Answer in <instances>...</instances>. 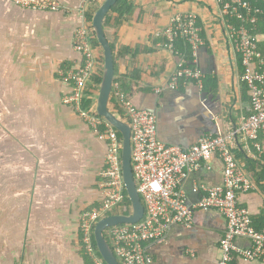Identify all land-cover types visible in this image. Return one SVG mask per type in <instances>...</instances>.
<instances>
[{
    "label": "crops",
    "instance_id": "0c3cea01",
    "mask_svg": "<svg viewBox=\"0 0 264 264\" xmlns=\"http://www.w3.org/2000/svg\"><path fill=\"white\" fill-rule=\"evenodd\" d=\"M55 1L58 9L50 11L0 0V264H87L79 217L102 197L105 142L61 102L71 86L67 71L84 60L75 49L78 29H92L86 11L102 0ZM129 1L133 10L117 28L110 23L106 37L115 48L137 51L115 61L114 70L138 83L132 102L155 114L159 140L186 148L238 126L249 113L250 96L215 0ZM183 11L196 13L205 38L195 56L203 89L194 82L166 85L179 58L162 46V30ZM92 47L101 65V48ZM97 91L98 85L87 90L94 108ZM241 150L252 156L250 144L237 138L233 152L240 165ZM222 176L217 156L207 167L189 171L180 182L187 202L198 199L195 184L217 186ZM238 203L255 216L264 197L254 187L240 193ZM225 223L216 210L194 211L190 227L172 225L163 242L149 244L154 264H216ZM235 245L247 249L251 241L239 237ZM233 255V264H264Z\"/></svg>",
    "mask_w": 264,
    "mask_h": 264
},
{
    "label": "built area",
    "instance_id": "2783aa9c",
    "mask_svg": "<svg viewBox=\"0 0 264 264\" xmlns=\"http://www.w3.org/2000/svg\"><path fill=\"white\" fill-rule=\"evenodd\" d=\"M16 5L31 10L56 11L55 0H10ZM264 3V0H255ZM227 44L238 55L242 67L241 82L250 96L249 114L238 126L226 132L208 134L184 148L159 140L156 116L153 112L135 107L115 87L116 106L121 109L130 125L131 166L137 192L144 206L143 216L134 223H122L108 227L107 236L112 251L120 264H154L148 246L163 242L172 225L190 227L196 210L213 209L225 218V229L219 242L216 264H231L232 254L237 252L244 259L264 260V230H256L251 224L249 211L238 206L240 193L254 188L248 174L243 170L233 153L238 139L253 142L261 154L263 150L256 142L259 133L264 134V54L258 49L257 35L249 26L260 18L261 9L251 6L248 0H215ZM162 46L178 56L173 72L166 85L172 89L194 81L199 89L203 86V73L195 65L196 51L204 45L205 38L197 21L196 13L183 11L174 13L162 30ZM90 30L80 26L75 49L83 55V63L69 69L66 79L69 91L61 102L71 107L96 136L105 142L104 166L101 171V200L97 206L85 209L79 217V229L83 250L93 264H104L92 246V225L109 211L119 209L125 203L121 171V142L117 130L95 112L91 105L83 107L91 76L99 65L93 56ZM182 39L190 48L191 62L174 43ZM193 64V65H191ZM157 92L160 89L156 90ZM217 156L223 165L222 183L217 186L195 184V202H187L180 187L181 180L190 171L207 167ZM121 214V213H117ZM246 237L251 247L239 249L235 239Z\"/></svg>",
    "mask_w": 264,
    "mask_h": 264
},
{
    "label": "trees",
    "instance_id": "16d2710c",
    "mask_svg": "<svg viewBox=\"0 0 264 264\" xmlns=\"http://www.w3.org/2000/svg\"><path fill=\"white\" fill-rule=\"evenodd\" d=\"M248 1H249V4L251 6H256V7H259L261 9V13L259 14L260 15L259 20L254 25L249 26L250 32L253 35H263L264 36V3L260 2V1H255V0H248ZM97 3L98 2L94 3L93 6L86 11L87 13L85 12L86 13V17H85L86 23H88L89 26L91 23L92 14H93L94 10L97 9L96 8L98 5ZM95 4H97V5H95ZM132 10H133V6L131 5V2L129 0H117L116 3L110 8L109 12L105 15V17L103 19L104 30L106 29V27H109L110 23H112L111 24L112 27L117 28L121 24V22L124 20L126 15L130 14ZM105 35H106V30H105ZM90 36H91V39H90L91 45L94 47L95 46L100 47L95 36H94V32L92 31V29L90 30ZM108 41H109L110 46L112 48L114 63L119 58L122 59L125 56H129V55L133 58V57H135V53L137 54V51L130 52V50L128 48H123V47L115 48L114 43L109 39H108ZM174 46H175V49H177L183 55H185V57H187V61L192 60V57L190 54V48L182 39H177L174 43ZM258 49L261 51L262 54H264V40L258 42ZM99 61H100L101 65H99L98 70L95 71L93 73V75L91 76V87H95V86L99 85V83H100L101 73H102V61H103L102 56L100 57ZM238 65H239V69L241 72L240 60L238 61ZM131 76L136 77L134 75H131ZM113 83L117 84V87H116L117 90H119L125 98L132 100V94L135 91V89L138 88V85H137L138 83L136 82L135 79L131 78L130 76H128L126 74L120 75L117 72H115ZM115 90L116 89L114 87L111 91V94H110V106L113 109H115L116 112L120 116L126 118L125 115L123 114V112L121 111V109L116 106V98H115V94H114ZM91 103H92L91 98L85 97L82 105H83V107H88ZM117 136H118L119 142H121V136H120L118 131H117ZM256 142L260 145V148L263 150V152L260 154L259 151L256 149V147L253 145V142L249 141L248 143L250 144L252 156L246 157L245 153L241 150V152H242L241 156H243V164L241 163V167L248 174V176L251 179V182L253 183L254 187L264 197V134L263 133L258 134ZM234 156L236 159V157H237L236 154ZM123 194L125 195V203L119 209H117V210L114 209L112 211H109L106 214H104V216L117 214V213L129 214L131 212V204H130V201L127 197V193H126L125 189H123ZM237 204H238V206L245 207L244 204H239L238 200H237ZM97 205L98 204H95L94 206H97ZM91 207H93V206H91ZM91 207H89L87 209H90ZM250 218H251V224L256 230H259V231L264 230V205H263V208L260 210L259 214L255 215V216L250 215ZM95 223L92 225V230L94 229ZM108 229L109 228H106L103 231V233H104L106 240L109 242V239L107 236ZM91 240H92V246H93L95 253L101 258L100 254L97 250V247H96V244H95V241L93 238V234H92ZM233 256L234 255L232 254V260H233ZM85 257L87 259V261H86L87 264H93L92 260L86 254H85ZM103 263L106 264L104 261H103ZM231 264H233V263L231 262Z\"/></svg>",
    "mask_w": 264,
    "mask_h": 264
},
{
    "label": "water",
    "instance_id": "95a60500",
    "mask_svg": "<svg viewBox=\"0 0 264 264\" xmlns=\"http://www.w3.org/2000/svg\"><path fill=\"white\" fill-rule=\"evenodd\" d=\"M116 1L117 0H102L91 19L92 31L101 48L103 59L101 79L95 100V112L107 120L121 136L120 160L122 180L131 204V212L129 214H112L105 216L100 218L94 226L93 238L97 250L106 264L120 263L106 240L103 231L113 225L137 222L144 214V206L136 189L131 166L130 125L128 121L120 117V115L109 106L115 70L112 48L105 35L103 19Z\"/></svg>",
    "mask_w": 264,
    "mask_h": 264
},
{
    "label": "clouds",
    "instance_id": "9594fccd",
    "mask_svg": "<svg viewBox=\"0 0 264 264\" xmlns=\"http://www.w3.org/2000/svg\"><path fill=\"white\" fill-rule=\"evenodd\" d=\"M257 36H258V35H257ZM189 62H191V61H189ZM99 65H100V64H99ZM191 65H193V64H191ZM188 82H194V81H192V80H191V81H188ZM194 83H195V82H194ZM114 84H115V83H113V85H112V89L114 88ZM195 85H196V83H195ZM89 86L91 87V84H90V85H88V89H89ZM98 86H99V85H98ZM196 86H197V85H196ZM88 89H87V90H88ZM201 89H203V86H202V88H201ZM87 95H89V93H88V92H87ZM131 102H132V100H131ZM132 104H133V102H132ZM91 105H92V104H91ZM133 105H134V104H133ZM89 106H90V105H89ZM109 106H110V101H109ZM134 106H135V105H134ZM135 107H136V106H135ZM110 108H112V107L110 106ZM112 109H113V108H112ZM113 110H115V109H113ZM115 111H116V110H115ZM120 117H122V116H120ZM122 118H123L124 120H126V121H127V119H126V118H124V117H122ZM115 130H116V129H115ZM103 217H105V216H103ZM103 217H102V218H103ZM99 219H100V218H99ZM99 219H98V220H99ZM98 220H97V221H98ZM97 221H96V222H97ZM95 224H96V223H95ZM94 226H95V225H94ZM108 243H109V242H108ZM109 245H110V244H109ZM110 247H111V246H110ZM117 260H118V259H117ZM118 262H119V261H118Z\"/></svg>",
    "mask_w": 264,
    "mask_h": 264
}]
</instances>
